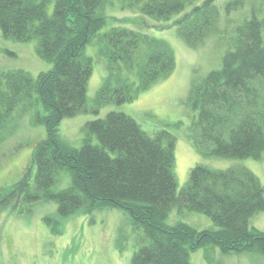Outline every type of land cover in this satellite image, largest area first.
Instances as JSON below:
<instances>
[{
  "label": "trees",
  "instance_id": "16d2710c",
  "mask_svg": "<svg viewBox=\"0 0 264 264\" xmlns=\"http://www.w3.org/2000/svg\"><path fill=\"white\" fill-rule=\"evenodd\" d=\"M193 1L119 0V8L156 21L169 22L179 15L173 20L176 34L196 48L221 32L227 14H222L217 0ZM243 2L252 3L250 14L231 26L220 67L193 80L188 91L187 103L196 118L187 137L204 157L259 159L264 153V0H229L224 11L230 13ZM105 4L106 0H0L2 36L36 40L35 53L52 65L36 76L22 69L0 71V141L15 131L24 115L45 127V138L31 155L35 187L25 198L56 202L61 217L77 211L124 210L142 233L130 264H192L189 253L207 245L223 254L264 256V232L250 225V218L264 210V189L247 167L217 169L197 163L176 192V139L164 129L151 136L123 111H109L83 124L79 147L59 137L63 118L97 113L107 103L131 102L174 69V52L166 42L140 30L112 26L99 35L98 54L105 59L106 75L88 107L93 58L83 51L105 25ZM61 170L69 171L70 183L54 191L51 187ZM173 209L176 215L204 214L213 227L168 224Z\"/></svg>",
  "mask_w": 264,
  "mask_h": 264
},
{
  "label": "rangeland",
  "instance_id": "374dc122",
  "mask_svg": "<svg viewBox=\"0 0 264 264\" xmlns=\"http://www.w3.org/2000/svg\"><path fill=\"white\" fill-rule=\"evenodd\" d=\"M201 1L194 0L192 4ZM227 1L217 0L222 14H227V20L221 23L222 34L210 35L193 48L175 32L173 20L179 15L169 22L156 21L135 10L119 8V0H106L105 25L83 51L85 56L93 58L86 90L87 106H93L106 75L105 59L98 54L99 35L112 26L140 30L166 42L174 52V69L131 102L107 103L97 113L63 118L58 126L59 137L70 146L79 147L86 121L102 118L109 111H123L151 136L161 129L175 136L173 172L176 192L184 186L190 169L197 163L217 169L243 165L259 178L264 189V153L259 159L204 157L187 137L196 118V111L187 103L191 83L200 81L208 72L220 67L222 55L229 49V37L233 34L231 26L250 14L252 3L246 5L244 2L240 8L226 13L224 4ZM51 8L52 5L48 7L49 12ZM35 46L36 40L14 41L3 37L0 32V71L22 69L36 76L49 70L52 65L37 56ZM44 138V125L33 124L29 115H24L17 121L15 131L0 141V264H130L134 251L142 243V233L133 227L124 210L95 209L61 217L56 202L28 201L25 198V194L35 187L36 169L33 164L31 166V155L35 144ZM93 143H97L95 137ZM69 183V171L61 170L51 189L59 191ZM176 213L175 209L171 210L166 219L168 224L181 221L197 230L213 227L212 221L204 214L185 212L177 216ZM46 217L52 220L47 222ZM250 225L264 232V210L250 218ZM189 258L192 264H264L263 255L223 254L212 245L191 251Z\"/></svg>",
  "mask_w": 264,
  "mask_h": 264
}]
</instances>
